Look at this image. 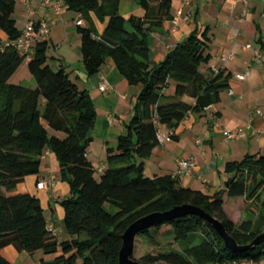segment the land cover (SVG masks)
<instances>
[{
	"label": "trees",
	"instance_id": "obj_1",
	"mask_svg": "<svg viewBox=\"0 0 264 264\" xmlns=\"http://www.w3.org/2000/svg\"><path fill=\"white\" fill-rule=\"evenodd\" d=\"M68 9L90 23V14L107 19L101 34L92 26L80 27L81 56L88 77L100 72L110 59L129 85H140L135 112L116 148H107V168L95 178L88 159L96 110L90 94L80 90L64 69L48 64L47 42L37 41L27 66L33 88L12 83L27 60L14 49L0 52V250L13 245L19 251L54 255L42 264H119L121 236L137 219L191 205L223 224L241 247L229 250L211 223L186 215L156 223L136 237L151 246L171 239L165 250L132 259L143 264H259L264 260V153L247 155L226 164L230 174L212 195L182 187L172 176L146 177L144 161L160 143L156 122L174 129L191 112L202 113L219 103L229 75L223 70L200 71L208 64V37L196 31L154 66L150 63L149 32L168 19L172 0H137L143 18L126 20L120 0H64ZM15 0H0V31L8 39L20 35L13 14ZM131 30L125 28V23ZM264 54V36L260 38ZM175 82L172 96L164 90ZM188 96L194 104L181 100ZM46 151L56 157L59 178L69 187L63 209L66 240L48 229L40 200L29 193H11L26 177L38 175ZM7 192V194L5 193ZM243 197L255 205L251 217L240 222L224 211L227 198ZM249 211V209H248ZM247 212V210H246ZM141 242V241H138ZM176 244L177 247H173ZM0 264H11L0 254Z\"/></svg>",
	"mask_w": 264,
	"mask_h": 264
},
{
	"label": "crops",
	"instance_id": "obj_2",
	"mask_svg": "<svg viewBox=\"0 0 264 264\" xmlns=\"http://www.w3.org/2000/svg\"><path fill=\"white\" fill-rule=\"evenodd\" d=\"M27 6L33 10L32 22L45 21L50 28L47 41L48 64L54 70L64 69L78 88L88 91L93 100L96 119L89 132L92 142L87 156L96 170L95 178L100 177L97 168H107V148H116L118 138L126 133L141 86L129 85L110 59L98 74L87 76L78 29L92 26L99 35L106 26V18L100 21L94 14H90L89 23L80 13L68 9L66 5L62 13L57 15L52 3L43 6L41 0H15L13 19L20 32L28 21ZM243 10L242 0H172L168 19L149 32L151 66L162 61L168 52L184 42L192 32L196 31L201 35L206 31L210 60L200 71L206 73L207 70H223L230 77L227 89L220 93L219 103L206 108L202 113H189L174 129L165 126L162 128L165 134L172 130L173 136L170 141L156 146L144 161L143 173L146 177H174L178 161L191 159V176L175 178L182 187L212 195L230 177L225 170L227 163L241 161L247 155L264 153L263 119L255 113L259 108L264 114V54L259 43L264 36V20L260 0L249 1L246 15H243ZM119 14L128 20L130 17L143 18L145 12L137 0H120ZM173 19L178 21L176 27ZM79 20L83 21L82 26L77 25ZM125 28L131 30L128 22L125 23ZM6 39V34L0 31V41ZM230 53L233 54L232 60H225V56ZM256 53L261 54L260 61L254 59ZM27 63L28 60L13 76L12 83H21L17 76L20 71H28ZM247 68L250 69L249 76L243 81L238 80L236 75L244 74ZM101 78H105L110 84V92L100 91ZM29 81L30 88H33L34 82ZM174 90L175 82H170L164 95L172 96ZM181 100L194 104V99L188 96ZM237 128L243 129L242 137L238 140H226L223 131ZM43 180H51L53 184L39 189L37 184ZM5 193L7 194L6 191ZM11 193H29L37 197L48 229L54 231L59 241L67 239L63 227L64 212L59 202L69 196V187L59 178V164L53 153L46 151L41 159L39 174L26 177ZM242 202L247 201L243 198ZM225 204L226 201L224 211L231 217ZM244 215L243 212L242 220L247 217ZM0 254L11 264H42L55 257L44 255L40 251L29 254L17 250L13 245L0 250ZM259 264H264V260Z\"/></svg>",
	"mask_w": 264,
	"mask_h": 264
},
{
	"label": "built area",
	"instance_id": "obj_3",
	"mask_svg": "<svg viewBox=\"0 0 264 264\" xmlns=\"http://www.w3.org/2000/svg\"><path fill=\"white\" fill-rule=\"evenodd\" d=\"M28 0H26L27 2ZM188 0H184V2H187ZM244 4V10H243V15H246L248 13V5L250 0H242ZM261 2V16L264 20V0H260ZM41 3L43 6H46L49 3L53 4L54 12L57 15H60L62 13V10L64 8L65 1L64 0H41ZM33 14V10L27 6V11H26V16L28 18V21L26 22L23 30L20 32V35L14 39H6L3 41H0V52H3L6 49H14L18 51L21 54L26 55L27 60L31 59L32 52H33V46L37 41H48L49 34H50V28L48 24L45 21H40L38 23H34L31 21V16ZM174 27L178 25L177 19L172 20ZM84 23L82 20H79L77 22V25L82 26ZM250 47V46H248ZM233 54L230 53L227 56H225V60H232ZM262 58L260 53H256L254 55V59L257 61H260ZM217 69H214V72L217 73ZM250 74V69L247 68L242 75H236V78L240 81L245 80ZM99 89L101 92L107 93L110 92L111 86L108 83V81L105 78H101L100 84H99ZM230 94H232V91H230ZM255 113L257 116L263 119V124H264V114L263 112L257 108L255 110ZM157 125V139L159 143H163L165 141H170L173 136V131L170 130L167 134H165L162 130L164 126L160 125L159 123L156 122ZM223 134L225 136L226 140H238L242 137L243 134V129L242 128H237L235 130H224ZM197 143H200L199 140L196 141ZM192 168L193 164L191 159H182L178 161V168L176 172L174 173V177H189L192 174ZM105 171L104 166H100L97 168V172L99 174H102ZM51 180H43L40 181L37 184V187L39 189H44L47 188L49 185H52ZM54 233L53 230L50 229Z\"/></svg>",
	"mask_w": 264,
	"mask_h": 264
},
{
	"label": "water",
	"instance_id": "obj_4",
	"mask_svg": "<svg viewBox=\"0 0 264 264\" xmlns=\"http://www.w3.org/2000/svg\"><path fill=\"white\" fill-rule=\"evenodd\" d=\"M186 215H198L212 224L216 232L219 236L223 239L225 246L233 251H241L243 249H247V247H241L237 244V242L232 238L226 231L225 227L221 222H219L216 218L210 216L209 214L205 213L203 210L193 207L191 205H183L179 207H174L168 212L164 213H151L146 216H143L132 224H130L124 233L121 236L122 245L119 251V264H143L139 261H136L131 258L134 247H135V237L143 230L148 229L155 225L156 223H162L164 221L179 218ZM264 240V233L260 235L252 244L256 245L259 244L261 241Z\"/></svg>",
	"mask_w": 264,
	"mask_h": 264
},
{
	"label": "rangeland",
	"instance_id": "obj_5",
	"mask_svg": "<svg viewBox=\"0 0 264 264\" xmlns=\"http://www.w3.org/2000/svg\"><path fill=\"white\" fill-rule=\"evenodd\" d=\"M17 78L20 79V81H21L20 84L22 86L30 87V83H29L30 81L29 80H32V78L30 76L29 71H26V73H24L23 71H20ZM96 179L98 180L99 177L96 176ZM242 199H243L242 197L227 198L226 199L225 208H226L227 212L230 215H232L231 218H234L237 221L242 220L241 217H243V212L245 213L244 216L251 217V214H249L251 209L256 211L255 205H250L247 202L243 203ZM260 200L264 202V190L261 193ZM248 209H249V211H248ZM246 210H247V212H246ZM136 239H137V241L135 242V248H134V255L136 254V257H140V256H142L148 252H155L157 250H162V249L165 250L167 244H169L171 242L170 238L164 239V238L160 237L158 239L159 245L158 246H151V245L147 244L146 242H143V239L141 237H137ZM138 241H141V242H138ZM172 245H174V244L171 243V246ZM175 247H177L176 244H175Z\"/></svg>",
	"mask_w": 264,
	"mask_h": 264
}]
</instances>
